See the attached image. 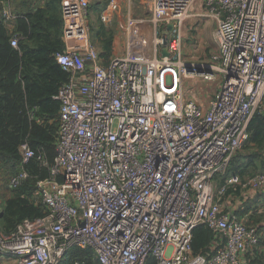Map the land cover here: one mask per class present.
<instances>
[{"label": "built area", "instance_id": "obj_1", "mask_svg": "<svg viewBox=\"0 0 264 264\" xmlns=\"http://www.w3.org/2000/svg\"><path fill=\"white\" fill-rule=\"evenodd\" d=\"M11 3L0 0L7 27L19 17ZM191 4L152 2L153 22L164 33L175 25L170 56L105 58L91 37V0L61 1L66 45L56 58L69 79L56 96L55 161L27 141L20 146L23 165L34 158L49 170L37 180L46 214L9 231L0 225V258L64 264L81 248L100 264H256L247 253L264 241V228L240 218L224 195L237 184L264 190V172L220 180L248 141L252 117L264 113V0H204V15L218 23L216 48L189 72L179 49ZM119 7L111 0L101 21L110 24ZM10 33L18 47L20 34ZM188 73L212 89L206 105L186 97ZM30 176L23 167L10 186ZM202 224L216 239L194 254Z\"/></svg>", "mask_w": 264, "mask_h": 264}, {"label": "trees", "instance_id": "obj_2", "mask_svg": "<svg viewBox=\"0 0 264 264\" xmlns=\"http://www.w3.org/2000/svg\"><path fill=\"white\" fill-rule=\"evenodd\" d=\"M20 1L14 30L21 36L18 47L12 46L11 33L0 22V225L6 231L14 229L26 218L35 219L46 214L37 193V180L47 177L49 170L34 158L23 165L20 146L27 141L32 148L42 149L50 164L54 163L61 108L56 96L69 79L68 72L56 58L66 45L62 0H35L36 6L32 8L26 5L34 0ZM110 1L98 0L97 8L103 10ZM249 131L250 136L244 146L249 142L262 146L264 113H256L252 117ZM254 162L252 158L245 161L239 151L220 184H224L231 175L237 174L244 179L246 170ZM23 167L31 176L19 186L11 187L12 178ZM215 239L216 234L207 225L197 226L194 229L193 253H207ZM76 260L100 264L92 249H74L64 264H74ZM149 264H156V261L151 259Z\"/></svg>", "mask_w": 264, "mask_h": 264}, {"label": "rangeland", "instance_id": "obj_3", "mask_svg": "<svg viewBox=\"0 0 264 264\" xmlns=\"http://www.w3.org/2000/svg\"><path fill=\"white\" fill-rule=\"evenodd\" d=\"M120 7L110 24H104L100 19L102 9L97 8L98 0H91L89 21L91 24V37L105 58L115 55H132L145 52L147 56L154 57L155 50L160 49L161 39L164 35L158 24L152 20L153 0H118ZM19 0H12L11 6L18 10ZM131 11L138 17H130ZM204 0H192L187 19L182 27V44L179 49L183 62L193 67V64L208 58L216 48L215 24L208 26L209 16L205 12ZM218 24V23H217ZM176 37L172 34V39ZM159 40L160 43L156 44ZM155 41V43H151ZM109 42V44H107ZM178 58V55H175ZM187 71L190 72L188 69ZM186 97L198 99L208 103L212 89L200 75L188 73L184 79ZM243 149V148H242ZM66 256L64 261H68Z\"/></svg>", "mask_w": 264, "mask_h": 264}, {"label": "crops", "instance_id": "obj_4", "mask_svg": "<svg viewBox=\"0 0 264 264\" xmlns=\"http://www.w3.org/2000/svg\"><path fill=\"white\" fill-rule=\"evenodd\" d=\"M22 1V0H21ZM20 1V2H21ZM44 1V0H43ZM35 7L36 2L29 1L26 7ZM18 7L21 8V4L18 3ZM130 17H138L141 15H136L131 11L127 12ZM204 14V13H202ZM217 26V22L214 18L209 17L207 24L211 26L212 24ZM16 21L8 25L9 31L15 30ZM155 43V41L151 42ZM162 46L155 54L161 56ZM247 143V142H246ZM240 154L244 155V160L249 158L255 160V162L246 170L244 177V182L251 176L252 173H257L264 171V165L262 164L264 160V144L259 146L255 142H249L243 149L240 150ZM224 175L221 177V179ZM229 193L226 195L225 199L236 206L239 210L240 218L244 219L248 224H253L259 228H264V190H254L250 187H245L241 184L233 185L230 187ZM2 213V206L0 201V214ZM215 240L211 243L210 248L214 244ZM248 257L256 264H264V241H262L256 248L249 253ZM13 262L12 259L0 258V264H9Z\"/></svg>", "mask_w": 264, "mask_h": 264}, {"label": "water", "instance_id": "obj_5", "mask_svg": "<svg viewBox=\"0 0 264 264\" xmlns=\"http://www.w3.org/2000/svg\"><path fill=\"white\" fill-rule=\"evenodd\" d=\"M168 32L164 33L163 35V44H162V56H170L171 52L169 50V46L171 44V33L175 29V25L173 22L167 24ZM189 70H192V68L189 66ZM202 69L198 68V71L200 72Z\"/></svg>", "mask_w": 264, "mask_h": 264}]
</instances>
